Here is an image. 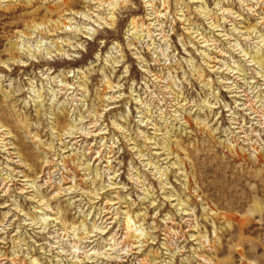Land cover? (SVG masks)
<instances>
[{
    "label": "rangeland",
    "instance_id": "374dc122",
    "mask_svg": "<svg viewBox=\"0 0 264 264\" xmlns=\"http://www.w3.org/2000/svg\"><path fill=\"white\" fill-rule=\"evenodd\" d=\"M0 264H264V0H0Z\"/></svg>",
    "mask_w": 264,
    "mask_h": 264
},
{
    "label": "bare ground",
    "instance_id": "6f19581e",
    "mask_svg": "<svg viewBox=\"0 0 264 264\" xmlns=\"http://www.w3.org/2000/svg\"><path fill=\"white\" fill-rule=\"evenodd\" d=\"M129 221V220H128ZM125 225V224H124Z\"/></svg>",
    "mask_w": 264,
    "mask_h": 264
}]
</instances>
